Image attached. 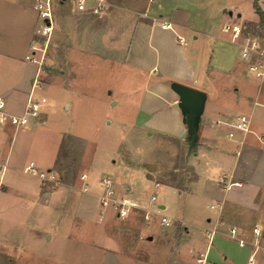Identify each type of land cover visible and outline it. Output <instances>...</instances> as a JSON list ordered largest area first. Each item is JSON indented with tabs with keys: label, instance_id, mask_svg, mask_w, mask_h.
<instances>
[{
	"label": "crops",
	"instance_id": "obj_1",
	"mask_svg": "<svg viewBox=\"0 0 264 264\" xmlns=\"http://www.w3.org/2000/svg\"><path fill=\"white\" fill-rule=\"evenodd\" d=\"M83 1L86 9L80 10L79 0H52L54 29L45 58L52 68L44 86L36 88L38 65L26 58L31 54L39 58L41 52H34L32 46L46 43L38 32L42 21L36 0H0V95L14 114L23 113L31 96L46 97L48 103L30 127L16 128L11 122L0 126V264H67V242L76 229L87 232L90 226L95 230L89 229L88 243L99 250L100 264H122L120 252L108 251L116 241L107 233L110 222L104 221L120 218L112 208L106 218L101 217L99 209L102 179L110 176L116 181L124 173L140 177L135 195L141 207H153L151 196L141 188L153 176L163 179L170 194L211 198L206 206L215 212L204 213L201 224L203 230L215 228L218 248L209 250L203 231L199 249L208 253L211 262L239 264L228 248V241L235 240L229 237L231 229L245 238L249 228L264 226V123L255 124L248 114L251 130L237 131L230 138V123L240 111L215 99L220 90L228 100L253 101L251 111L264 106V80L252 93L248 75L253 74L240 55L242 40L224 29L227 24L259 22L254 2L264 10V0H107L101 14L92 12L95 0ZM246 6H252L256 17L249 16ZM164 22L172 27H164ZM84 64L110 70L108 111L119 107V113L109 119L106 112L107 125L149 134L178 148L168 170L157 175L155 160L136 156L107 159L109 173L98 176L89 167L82 168L92 138L69 123L49 125V112L59 102L69 110L90 101L77 87ZM172 82L207 93L195 143L176 105L179 95ZM51 84L58 85L54 99L45 94ZM69 141L81 144L80 173H70L63 165V149ZM32 161L42 170H54L57 179L43 181L29 174L25 168ZM83 173L88 192L82 190ZM224 175L226 183L219 181ZM160 207L166 209L167 203ZM179 254L178 261L190 262Z\"/></svg>",
	"mask_w": 264,
	"mask_h": 264
},
{
	"label": "rangeland",
	"instance_id": "obj_2",
	"mask_svg": "<svg viewBox=\"0 0 264 264\" xmlns=\"http://www.w3.org/2000/svg\"><path fill=\"white\" fill-rule=\"evenodd\" d=\"M246 7L249 9V16L256 17L252 6ZM243 26L246 36H259L264 39V27L259 22L247 21L243 23ZM83 67L80 70L81 80L77 83V87L87 93L91 98L90 101L84 105L76 103L69 110H63L59 102L49 112V125L69 123L76 128L77 132L79 131L81 134L92 138L93 143L91 142L85 149V163L82 168L89 167L90 173L98 176L109 173V169L105 166L107 159L118 161L119 157L123 159L136 156L141 159L148 157L155 160L159 164L158 171L155 172L157 175L168 170L171 166L173 153L178 148H172L167 142L153 138L149 134H133L127 129H119L115 128V125H107L105 123L106 112L109 119L117 118L119 113V107L108 111L107 100L110 96L107 94L106 88L112 83L110 70L95 68L92 64H84ZM51 68V64H44L45 72L42 75L44 83L47 82V74ZM218 75L219 77L221 76L220 74ZM248 80L253 84L252 93H255L256 84H259L264 79L248 75ZM57 86V84L49 86L48 91L45 92L48 98H55ZM219 91H217L215 103L230 106L236 111H240L239 113L244 112L249 115L252 113L254 123L263 125L264 106L262 104L251 111L253 101L247 103L230 98L228 100L226 94ZM209 93L211 92L209 91ZM59 101H61V98H59ZM66 146L63 149V165L70 170V173H80L81 169L78 168V163L82 154L81 144L78 142L71 144L69 141ZM38 147L36 151L39 150ZM155 181L160 182L161 186L156 189L158 202L153 203V207H143L142 205V207L132 211L131 215L126 219L120 220L109 217L104 220L105 222H110L107 225L109 226L107 233L110 238L116 241V245H108V251L120 252L123 257L121 260L122 264H197L196 258L203 252L202 249H199L198 244L203 231L209 240V250L211 249L212 252L217 251L219 238L215 239L214 235L212 242H210L209 238L210 232L214 231L215 228L203 230L201 224L204 213L215 212V210L206 206L210 203L211 198L197 194L184 199V197L179 196V193L172 192L170 194L163 179L159 176L151 177L148 184L142 183L141 188H145L146 196L150 197L154 192ZM116 184L120 195L133 197L140 203L139 199L136 198L138 196L135 195V188L140 184L139 176L134 175L129 178V175L124 173L117 177ZM161 202L167 203L166 209L159 210L157 208V205ZM147 209L150 210L148 220L145 217ZM100 210L101 208L99 212ZM108 210L103 217L106 218ZM99 215L101 216V212ZM162 215H166L174 223L170 226H163L160 223ZM184 225L189 227L190 236L188 228ZM90 227L88 231L90 229L93 232L95 229ZM255 227L257 226H253L245 232L246 247H239L238 244L234 243L235 240L228 241V248L235 252L239 264H248V256L253 253L255 255L253 264H264V226L260 227L261 234L258 240H256L253 232ZM75 231V237L67 242V248L64 253V259L67 260V264H100L101 261L100 259L98 260L99 250L88 243L90 235L87 233L89 232H84L82 229H76ZM185 242L186 244H184ZM178 254L190 259V262L183 263L178 261ZM59 264L65 263L61 261Z\"/></svg>",
	"mask_w": 264,
	"mask_h": 264
},
{
	"label": "built area",
	"instance_id": "obj_3",
	"mask_svg": "<svg viewBox=\"0 0 264 264\" xmlns=\"http://www.w3.org/2000/svg\"><path fill=\"white\" fill-rule=\"evenodd\" d=\"M107 3V0H95V5L92 7V12L94 14L103 13L107 8ZM35 8L39 12V16L42 21L38 32L46 38V43L44 47H38L36 45L32 46L34 52H41L39 58H36L33 54L27 55L26 58L32 62L37 63L39 73L34 80V86L36 88H42L45 84L42 79V75L45 72L44 64L46 58V50L50 36L54 29L52 0H36ZM78 8L80 10L86 9V3L83 0H79ZM163 26L168 28L172 27L171 23L169 22H164ZM224 29L232 34L233 39L242 40L240 44V55L241 58L247 62L248 71L256 78L264 79V39L259 36H246L244 34V26L241 23L227 24L225 25ZM179 39L181 42H184L183 38L179 37ZM46 102V97L31 96L27 101L23 113L14 114L8 111L5 96L0 95V126H5L8 122L14 124L16 128H26L32 126L38 119L40 112ZM230 126L232 127V130L229 131L228 136L230 138H234L237 131L249 132L251 130V118L246 113H239L233 118ZM262 139L264 140V133L262 135ZM25 170L33 176L40 177L43 181H55L57 179L54 170H42L33 161L26 166ZM80 180L82 181V190L85 192L90 191V185L88 183L86 173L80 175ZM219 181L226 183V176H220ZM102 185L103 193L100 196V212L102 217L105 215L108 209L112 208L116 210L117 216L120 219H126L131 215L132 211L141 207L140 203L133 197L123 196L119 194V189L117 187L116 181L112 177H104L102 179ZM159 185V182H155V190L150 197V202L152 204L158 202V194L156 192V189ZM157 208L159 210L161 209L160 204L157 205ZM146 211L147 213L145 217L148 220L150 217V210L147 209ZM160 223L163 226H170L174 222L166 215H162L160 218ZM253 232L256 236V240H258V237L261 234V230L258 227H255ZM215 233V230H212L210 232V242H212ZM230 237L235 239L240 246L244 247L246 245L244 238L239 236L238 231L235 228L231 229ZM254 256V253L249 256L248 264L254 263ZM196 263L218 264L209 260L207 252L200 253L196 258Z\"/></svg>",
	"mask_w": 264,
	"mask_h": 264
},
{
	"label": "water",
	"instance_id": "obj_4",
	"mask_svg": "<svg viewBox=\"0 0 264 264\" xmlns=\"http://www.w3.org/2000/svg\"><path fill=\"white\" fill-rule=\"evenodd\" d=\"M171 88L179 95L176 105L182 112L184 123L188 125L190 140L195 143L198 136L200 117L207 100V93L180 82H172Z\"/></svg>",
	"mask_w": 264,
	"mask_h": 264
},
{
	"label": "trees",
	"instance_id": "obj_5",
	"mask_svg": "<svg viewBox=\"0 0 264 264\" xmlns=\"http://www.w3.org/2000/svg\"><path fill=\"white\" fill-rule=\"evenodd\" d=\"M254 8H255L256 13L259 16V24L264 27V10L260 6V4L258 3V1H255L254 2Z\"/></svg>",
	"mask_w": 264,
	"mask_h": 264
}]
</instances>
